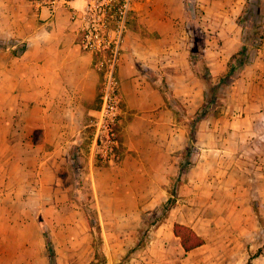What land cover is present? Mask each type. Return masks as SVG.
Masks as SVG:
<instances>
[{"label":"rangeland","instance_id":"1","mask_svg":"<svg viewBox=\"0 0 264 264\" xmlns=\"http://www.w3.org/2000/svg\"><path fill=\"white\" fill-rule=\"evenodd\" d=\"M128 2L126 31L134 0ZM187 6L191 52L205 60L218 89L193 73L178 79L170 72L179 103L172 109L174 152L159 159L148 147L137 165H109L91 149L93 115L86 120L80 160V152L72 150L70 160L40 167L43 152L13 151L0 143V264H264V43L248 46L249 61L227 78L229 59L210 54V48L223 46L221 25L194 0ZM263 23L260 0L247 7L239 24L248 36L253 29L260 35ZM9 44L18 49L17 41L0 40V47ZM161 74L153 71L152 78ZM204 92L213 104L196 124L189 162L180 173L187 124ZM118 119L113 130L121 139V113ZM116 153L121 160L122 146ZM169 192L175 198L170 208ZM176 222L190 226L203 244L185 251L173 234ZM43 232L52 239L54 263Z\"/></svg>","mask_w":264,"mask_h":264},{"label":"crops","instance_id":"2","mask_svg":"<svg viewBox=\"0 0 264 264\" xmlns=\"http://www.w3.org/2000/svg\"><path fill=\"white\" fill-rule=\"evenodd\" d=\"M86 1L0 0V40L17 41L16 46L26 43L18 55L12 52L15 43L0 47V143L13 151L43 152L40 167L70 160L74 151L82 159L86 120L97 109L99 74L92 55L80 48L77 21L71 19ZM259 1L194 0L212 22L221 25L217 35L224 39L223 46L210 48V54L228 60L240 49L247 35L239 23L247 7ZM187 8V0H134L132 4L117 68L124 125L119 145L123 154L116 164L137 165L148 147L159 159L175 150L174 107L157 85L163 79L176 98L170 72L177 73L178 79L192 76V21L184 20ZM259 27L264 43V23ZM153 71L163 75L152 78ZM87 165L92 166L90 158Z\"/></svg>","mask_w":264,"mask_h":264},{"label":"built area","instance_id":"3","mask_svg":"<svg viewBox=\"0 0 264 264\" xmlns=\"http://www.w3.org/2000/svg\"><path fill=\"white\" fill-rule=\"evenodd\" d=\"M128 0H90L75 11L71 19L79 21L77 42L82 51L90 53L93 67L99 74V106L95 111V132L91 149L103 161L112 164L118 158L120 141L113 130L120 123L121 95L117 68L126 31Z\"/></svg>","mask_w":264,"mask_h":264},{"label":"trees","instance_id":"4","mask_svg":"<svg viewBox=\"0 0 264 264\" xmlns=\"http://www.w3.org/2000/svg\"><path fill=\"white\" fill-rule=\"evenodd\" d=\"M255 29L252 30V35L245 36L242 40V44L240 49L234 53L228 63H227V70H226V77L230 78V76L233 74L234 70L241 69L248 61V53L247 48L248 46L256 49L258 48V45L260 44V40L262 36L256 35ZM254 34V35H253ZM18 49H13V54L18 55L21 52L25 50L26 43L21 42L18 45ZM7 48L8 45L1 46V48ZM191 58V70L192 73L201 80H206L207 84L213 91L217 90V85H214L211 81V75L210 70L205 62V60L202 58L200 54H197L195 51L191 52L190 55ZM159 83L158 88L161 91V93L165 96L167 99V103H169L171 106L175 107L178 103V100L176 98H173L172 95L169 93V90L167 88V85L162 81ZM170 96V97H168ZM213 99L207 97V93L204 92V100L200 107L197 109L195 115L192 119L188 121L187 124V143L185 150L183 154L181 155V161L179 165L180 173L185 169V163H188V157L190 155V151L193 147V140L195 136L196 131V124L206 116L208 113V109L213 104ZM119 141L121 139L119 138ZM175 198L172 196V193L169 192V196L166 200L165 205L170 208L174 205ZM87 210V209H86ZM86 217L89 222V226L92 228L93 223L91 221V214L89 211H86ZM173 234L179 238L180 244L182 248L185 251H189L191 249H194L200 245L203 244L204 240L201 236H199L190 226H187L182 223H174L173 224ZM44 240H45V247L48 253L49 258L51 259V262L54 263L55 258V249L53 247V242L47 232H43ZM256 256V255H255Z\"/></svg>","mask_w":264,"mask_h":264}]
</instances>
